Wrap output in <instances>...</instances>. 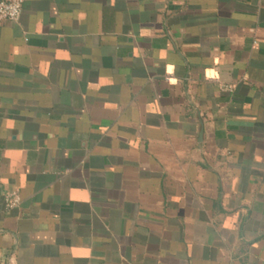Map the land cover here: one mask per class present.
Returning a JSON list of instances; mask_svg holds the SVG:
<instances>
[{"label": "crops", "instance_id": "obj_1", "mask_svg": "<svg viewBox=\"0 0 264 264\" xmlns=\"http://www.w3.org/2000/svg\"><path fill=\"white\" fill-rule=\"evenodd\" d=\"M0 264H264V0L0 21Z\"/></svg>", "mask_w": 264, "mask_h": 264}, {"label": "built area", "instance_id": "obj_2", "mask_svg": "<svg viewBox=\"0 0 264 264\" xmlns=\"http://www.w3.org/2000/svg\"><path fill=\"white\" fill-rule=\"evenodd\" d=\"M25 0H0V21H18L22 15ZM229 88V86L224 87ZM6 205L11 208L20 202L18 190L8 191L5 195Z\"/></svg>", "mask_w": 264, "mask_h": 264}]
</instances>
